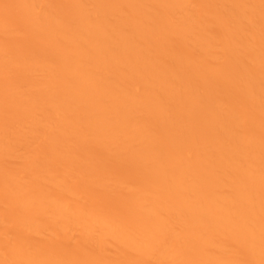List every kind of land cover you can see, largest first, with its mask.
Segmentation results:
<instances>
[{
	"label": "bare ground",
	"instance_id": "1",
	"mask_svg": "<svg viewBox=\"0 0 264 264\" xmlns=\"http://www.w3.org/2000/svg\"><path fill=\"white\" fill-rule=\"evenodd\" d=\"M0 264H264V0H0Z\"/></svg>",
	"mask_w": 264,
	"mask_h": 264
}]
</instances>
